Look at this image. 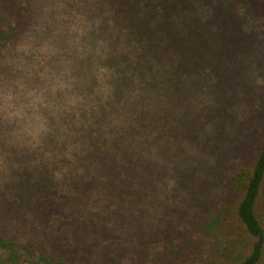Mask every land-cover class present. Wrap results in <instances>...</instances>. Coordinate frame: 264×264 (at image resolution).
I'll use <instances>...</instances> for the list:
<instances>
[{"label":"trees","instance_id":"obj_1","mask_svg":"<svg viewBox=\"0 0 264 264\" xmlns=\"http://www.w3.org/2000/svg\"><path fill=\"white\" fill-rule=\"evenodd\" d=\"M229 1L239 2L86 1L93 40L108 42L109 54L102 63L113 72L111 92L101 100L95 80L85 82L80 90L87 108L61 121L64 139L49 137L43 151H32V164L27 159L21 164L18 174L25 173L27 180L21 184L25 190L21 186L18 206L32 209V224L51 208L50 222L42 226L43 239L82 245L103 234H134L122 224L134 221L130 212L141 199L154 195L166 176L157 158L170 137L176 138L182 119L176 112L196 90L210 57L223 54L222 37L228 33L218 19L226 14ZM244 1L258 16L264 15V0ZM204 7L210 9L205 20ZM31 12V0H0V48L26 31ZM79 72L83 69L75 74ZM229 189L228 201L198 226V232L217 242L218 260L211 264H262L264 143L252 163L234 168ZM223 241L226 244H220ZM176 249L156 251L149 264H185ZM0 264L70 263L38 242H19L0 224Z\"/></svg>","mask_w":264,"mask_h":264},{"label":"rangeland","instance_id":"obj_2","mask_svg":"<svg viewBox=\"0 0 264 264\" xmlns=\"http://www.w3.org/2000/svg\"><path fill=\"white\" fill-rule=\"evenodd\" d=\"M31 1L30 25L0 48V74L8 71L5 62L15 58L18 45L34 34L46 14L45 6L54 2ZM86 1L94 0H58L66 17L81 16L91 24L87 10L90 3ZM232 2L218 19L226 25L224 34L228 33L222 37L226 46L219 47L223 54L210 57L196 90L185 97L176 112L182 115L176 138L170 137L163 155L157 158L166 176L156 193L141 199L130 212L134 221L122 224L134 234H103L82 245L65 239H43L42 226L49 221L51 208L42 211L32 224V209L17 204L22 187L25 190L21 184L27 180L25 173L18 172L25 164L23 160L32 164L33 152L28 150L24 155V149L8 148L0 141V210L4 218L0 224L15 239L38 242L45 251L64 257L70 264H149L153 254L167 246L177 247L185 264L218 260L216 240L198 232V226L228 201L229 177L234 168L252 163L264 143V15L258 16L244 0ZM55 15L47 12L49 19L54 20ZM209 15L210 9L204 7L201 19ZM45 27L51 31V26ZM79 66L77 69L84 71V62ZM82 75L79 72L78 76ZM158 151L154 155H159ZM116 221L122 223L119 217Z\"/></svg>","mask_w":264,"mask_h":264},{"label":"clouds","instance_id":"obj_3","mask_svg":"<svg viewBox=\"0 0 264 264\" xmlns=\"http://www.w3.org/2000/svg\"><path fill=\"white\" fill-rule=\"evenodd\" d=\"M49 11L56 13L54 20ZM45 13L34 34L18 45L15 58L5 62L8 71L0 74V141L8 148L43 151L49 137L62 141L66 128L61 121L87 108L80 90L85 82L95 80L101 100L111 92L113 72L102 63L108 42L93 40L88 21L66 17L58 0L46 5ZM81 62L84 71L78 76Z\"/></svg>","mask_w":264,"mask_h":264}]
</instances>
